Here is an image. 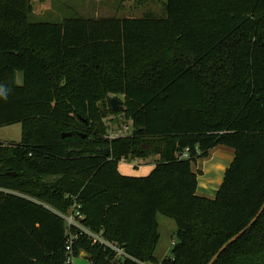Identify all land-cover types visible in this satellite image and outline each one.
I'll return each mask as SVG.
<instances>
[{"label": "trees", "instance_id": "1", "mask_svg": "<svg viewBox=\"0 0 264 264\" xmlns=\"http://www.w3.org/2000/svg\"><path fill=\"white\" fill-rule=\"evenodd\" d=\"M163 7L48 23L30 21L31 0H0V127H21L0 142V264H67L70 235L90 264H208L262 207L264 0ZM119 115L131 132L110 138ZM217 146L234 159L200 197L192 166ZM149 157L146 177L118 171ZM72 212L126 256L67 228ZM158 215L176 224L161 260ZM214 264H264V211Z\"/></svg>", "mask_w": 264, "mask_h": 264}, {"label": "rangeland", "instance_id": "2", "mask_svg": "<svg viewBox=\"0 0 264 264\" xmlns=\"http://www.w3.org/2000/svg\"><path fill=\"white\" fill-rule=\"evenodd\" d=\"M166 0H153L141 2L140 0H53L51 10L42 11L39 15L30 17L31 22L58 23L63 19L71 18H123L142 17L151 13L158 17L164 16V5ZM44 3V2H43ZM37 5H40L38 3ZM36 4L33 5L36 10ZM98 15H97V14ZM44 14V15H43ZM115 99V98H112ZM116 100V99H115ZM118 106V104H115ZM109 137H124L130 134L131 126L125 123L119 115L114 121L108 122ZM21 139L20 124L0 127V142L4 144L19 143ZM154 162V157L145 160L123 161L119 165L121 172L127 171L129 177H146L150 171L149 167ZM146 173V174H145ZM145 174V175H143ZM125 175V174H124ZM213 199V198H212ZM159 224V241L155 250V257L161 260L170 256L172 243L175 240L176 224L174 220L163 215L157 216ZM72 264H90L89 260L83 256L74 257Z\"/></svg>", "mask_w": 264, "mask_h": 264}, {"label": "crops", "instance_id": "3", "mask_svg": "<svg viewBox=\"0 0 264 264\" xmlns=\"http://www.w3.org/2000/svg\"><path fill=\"white\" fill-rule=\"evenodd\" d=\"M99 1L100 0H97V2ZM52 2L53 0H31L32 8H33V12H32L33 15L36 16V15L42 14L44 13L42 12L43 10L46 11L50 9L52 6ZM38 3H40V5H37ZM34 4L37 5L36 10H34V7H33ZM233 159H234V151L232 149L228 147H224V146H217V147L212 148L209 151L208 157L197 160L196 164L192 166V170L195 173H197L196 193L198 196L210 198V199L215 197L223 181L224 173L226 169L232 163ZM123 161L124 160H122L120 163H122ZM154 162H155V159H154ZM154 162L151 165V167H149L148 171L150 170L152 171V169L154 168ZM119 164H118L119 173L122 175L125 174L124 176H126L127 174L129 175L127 171L121 172V170L119 169V166H120ZM158 227H159V224H158ZM80 256L87 258V256L84 253H81Z\"/></svg>", "mask_w": 264, "mask_h": 264}, {"label": "built area", "instance_id": "4", "mask_svg": "<svg viewBox=\"0 0 264 264\" xmlns=\"http://www.w3.org/2000/svg\"><path fill=\"white\" fill-rule=\"evenodd\" d=\"M187 152L188 151L185 150V152L182 153L181 158L186 159L188 157ZM59 216L64 220L67 228H70L72 226L77 227L80 231V234L88 237L92 243L100 244L104 247H108V248L114 250L116 252L118 258L126 256L120 249H118L114 245H112V244L108 243L106 240H104L100 234L93 233L89 229L83 228L82 226H80L78 224V220H82L83 216H81L78 212H74V213L72 212V213H69L67 215L59 214ZM77 239H78L77 235H70L68 238V241L66 243V248H65L66 253L68 254L67 261H66L67 264H72L73 257L71 256V253H72L71 247H72L73 242H75Z\"/></svg>", "mask_w": 264, "mask_h": 264}, {"label": "water", "instance_id": "5", "mask_svg": "<svg viewBox=\"0 0 264 264\" xmlns=\"http://www.w3.org/2000/svg\"><path fill=\"white\" fill-rule=\"evenodd\" d=\"M17 84L22 85L23 84V74L19 73L17 75ZM110 103L112 105V110L114 112L118 111L119 108H121V103L118 100L111 99ZM115 104H118V106H115ZM64 136H70V134L63 135ZM105 155H108V151H105ZM264 211V203L258 213L255 215V217L250 221V223L242 229L238 234H236L234 237H232L227 243H225L219 251L215 254V256L211 259V261L208 264H214V262L219 258V256L231 245L233 244L236 240H238L260 217L262 212Z\"/></svg>", "mask_w": 264, "mask_h": 264}]
</instances>
